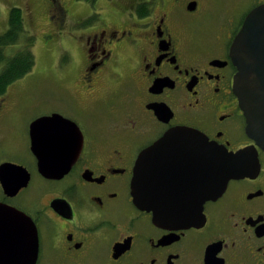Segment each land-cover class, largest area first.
<instances>
[{"label": "flooded vegetation", "instance_id": "obj_1", "mask_svg": "<svg viewBox=\"0 0 264 264\" xmlns=\"http://www.w3.org/2000/svg\"><path fill=\"white\" fill-rule=\"evenodd\" d=\"M220 1L216 13L213 0L42 3L44 39L67 56L52 68L65 109L26 115V75L0 93V167L29 176L25 185L22 170L0 177L3 256L21 250L20 225L6 218L20 212L37 232L34 264H264V150L246 134L230 56L264 0ZM54 114L77 126L80 150L49 179L38 171L30 125ZM214 147L250 149L255 169L206 200L194 224H157L135 204L141 153L149 196L171 207L193 198Z\"/></svg>", "mask_w": 264, "mask_h": 264}, {"label": "water", "instance_id": "obj_2", "mask_svg": "<svg viewBox=\"0 0 264 264\" xmlns=\"http://www.w3.org/2000/svg\"><path fill=\"white\" fill-rule=\"evenodd\" d=\"M230 56L237 68L233 90L246 119V134L264 150V3L246 17L243 27L233 41ZM76 130L77 126L74 123L58 114L39 117L31 123V151L37 160L38 171L43 177L57 179L68 171L80 150V144L76 148L77 141L74 139ZM177 135L178 131L164 138L166 140L169 136ZM144 154L141 153L139 156L133 184L134 201L141 210L152 211L153 221L161 225L194 224L198 221L206 200L220 195L230 179L247 176L255 169L250 149L229 153L225 148L214 147L212 153L203 158L206 163L203 174L205 181L198 182V189L192 192L193 198L188 202L183 197H176L173 201L177 206L163 207L157 205L163 200L160 197H150V191L144 184ZM68 155H71L69 160L65 159ZM11 169L22 170L24 177L22 185H25L29 176L21 166L3 164L0 167L1 179L3 173ZM195 195L197 199H194ZM6 218L12 221V224L15 222L20 225L18 239L21 250L17 253L14 251L10 253L8 250L5 256L0 253V264H34L37 256L36 229L23 213L6 214Z\"/></svg>", "mask_w": 264, "mask_h": 264}, {"label": "rangeland", "instance_id": "obj_3", "mask_svg": "<svg viewBox=\"0 0 264 264\" xmlns=\"http://www.w3.org/2000/svg\"><path fill=\"white\" fill-rule=\"evenodd\" d=\"M45 2L47 0H0V34L7 30L10 9L20 7L24 14L25 34L34 37L32 52L35 64L31 72L26 75V81L21 86L22 99L19 102L26 111V115H37L53 109H65V104L61 103L64 94L55 80L56 73L52 68L53 65L60 64L66 55H62L60 45L48 43L44 39L46 26L39 13L42 3ZM242 2L248 3L247 0ZM221 8V1L213 0L212 11L214 13L220 12ZM72 30L75 31L76 28ZM22 43L12 46L13 50L19 49ZM6 51L7 54L11 53V49H6ZM17 122H20V129L22 130L23 116L18 118Z\"/></svg>", "mask_w": 264, "mask_h": 264}, {"label": "trees", "instance_id": "obj_4", "mask_svg": "<svg viewBox=\"0 0 264 264\" xmlns=\"http://www.w3.org/2000/svg\"><path fill=\"white\" fill-rule=\"evenodd\" d=\"M25 33L23 10L20 7H12L7 30L0 34V93L30 73L34 67V37ZM21 42L23 43L20 48L13 50L12 46ZM6 49H11V53L7 54Z\"/></svg>", "mask_w": 264, "mask_h": 264}]
</instances>
